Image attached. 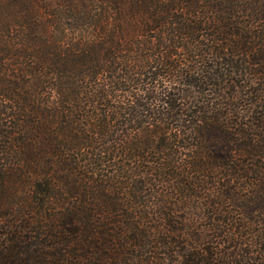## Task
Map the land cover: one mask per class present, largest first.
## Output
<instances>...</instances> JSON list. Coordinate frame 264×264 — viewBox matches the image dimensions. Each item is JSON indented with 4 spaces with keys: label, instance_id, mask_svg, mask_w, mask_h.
<instances>
[{
    "label": "trees",
    "instance_id": "1",
    "mask_svg": "<svg viewBox=\"0 0 264 264\" xmlns=\"http://www.w3.org/2000/svg\"><path fill=\"white\" fill-rule=\"evenodd\" d=\"M0 264H264V0H0Z\"/></svg>",
    "mask_w": 264,
    "mask_h": 264
}]
</instances>
